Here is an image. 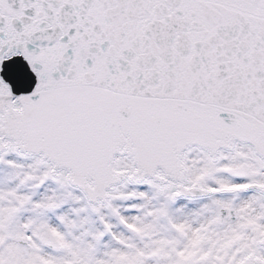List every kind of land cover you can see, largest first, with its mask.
<instances>
[{
	"label": "snow or ice",
	"instance_id": "snow-or-ice-1",
	"mask_svg": "<svg viewBox=\"0 0 264 264\" xmlns=\"http://www.w3.org/2000/svg\"><path fill=\"white\" fill-rule=\"evenodd\" d=\"M0 264H264V0H0Z\"/></svg>",
	"mask_w": 264,
	"mask_h": 264
}]
</instances>
